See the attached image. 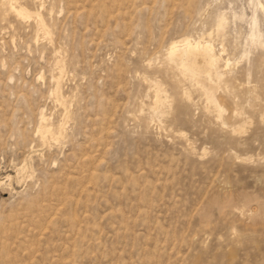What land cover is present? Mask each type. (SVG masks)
Masks as SVG:
<instances>
[{
  "label": "rangeland",
  "instance_id": "rangeland-1",
  "mask_svg": "<svg viewBox=\"0 0 264 264\" xmlns=\"http://www.w3.org/2000/svg\"><path fill=\"white\" fill-rule=\"evenodd\" d=\"M0 264H264V0H0Z\"/></svg>",
  "mask_w": 264,
  "mask_h": 264
},
{
  "label": "bare ground",
  "instance_id": "bare-ground-1",
  "mask_svg": "<svg viewBox=\"0 0 264 264\" xmlns=\"http://www.w3.org/2000/svg\"><path fill=\"white\" fill-rule=\"evenodd\" d=\"M11 1V0H10ZM9 2V1H8ZM15 2V1H14ZM258 2H260V1H258ZM10 4H9V6H10V9H11V11H12V13H15L17 16H19V17H21V18H30V17H32L34 20H35V23H36V27H37V29H38V31L37 32H40L42 35H46V36H50V34H51V32H50V28H49V25H47V23H46V21H45V19L43 18V16H42V13H41V11H40V9H41V7H38V8H36L35 10H33V11H30V9L28 10V9H26V6H25V8L24 7H22L21 5H19L18 3V5L17 4H15V3H13V2H9ZM41 5V4H40ZM259 5H261V4H259ZM9 9V10H10ZM4 10V9H3ZM7 10V9H6ZM5 10V11H6ZM8 12V11H7ZM6 12V13H7ZM18 17V18H19ZM255 18V17H254ZM253 19V18H252ZM221 25V24H220ZM257 35V34H256ZM190 50H196V51H200L201 53H209L210 55H209V57L211 58V59H216V58H219L220 57V55L222 56V51H221V53H218V51L216 52V50L214 51V48H213V46H212V44H211V42H210V40H195V41H192L191 39H189L188 37H184V38H182V39H179V40H176V41H172L171 42V44H170V46H169V49H168V52H167V54H169V55H171V54H173V53H179L180 51L183 53V51H185V53H186V51L188 52V51H190ZM199 52V53H200ZM220 52V51H219ZM194 53H195V51H194ZM206 55V54H205ZM208 55V54H207ZM169 57V56H168ZM204 57V56H203ZM209 58V59H210ZM225 60V59H224ZM211 61V60H210ZM220 61H222V60H220ZM166 62H168V61H166ZM165 62V63H166ZM172 62V61H171ZM202 62V61H201ZM170 63V62H169ZM213 63V62H212ZM221 63V62H220ZM220 63L218 62V64L220 65ZM167 64V63H166ZM171 64V63H170ZM211 64V63H210ZM56 65H58L59 66V64H56ZM169 65V64H168ZM224 65H226V66H228L229 65V60L227 59L226 61H225V64ZM169 66H171V65H169ZM212 66V65H211ZM216 66V65H215ZM221 66H223V65H221ZM225 67V66H224ZM58 68V67H57ZM202 69V68H201ZM218 70H219V68H218ZM222 70V69H221ZM223 70H225V69H223ZM222 70V71H223ZM218 73H219V71H218ZM217 73V74H218ZM60 74H62V73H60ZM220 74V73H219ZM172 75V74H171ZM174 75V74H173ZM223 75V74H222ZM170 76V75H169ZM172 77V76H171ZM219 77H220V75H219ZM222 77V76H221ZM57 78H58V76H57ZM176 78V77H175ZM59 79V78H58ZM172 79H174L173 77H172ZM204 79V78H203ZM60 80V79H59ZM201 80V79H200ZM55 82H56V80H55ZM59 82V81H58ZM59 84V83H58ZM55 85H56V83H55ZM59 86V85H58ZM60 87V86H59ZM56 88V87H55ZM55 90V89H54ZM52 92V91H51ZM55 93V92H54ZM54 95V94H53ZM60 95H61V93H60ZM61 97V96H60ZM63 97V96H62ZM156 100H157V98H156ZM155 100V101H156ZM59 102V101H58ZM157 102V101H156ZM43 113V112H42ZM41 113V114H42ZM67 113V112H66ZM43 116V115H42ZM44 117V116H43ZM46 117V116H45ZM64 117H65V115H64ZM44 119V118H43ZM42 119V120H43ZM66 119V118H65ZM44 122H45V120H44ZM62 122H63V120H62ZM42 123V122H41ZM51 123V122H50ZM52 124V123H51ZM63 124V123H62ZM61 124V125H62ZM54 125V124H53ZM60 125V124H59ZM43 126V128L45 129L46 127H47V132H48V134H50L49 132H51V128H53V127H50V126H48V124H45V125H42ZM62 126H64V125H62ZM48 127H50V129L48 128ZM58 128V127H57ZM61 128L62 127H59V130H61ZM41 129V128H40ZM39 129V130H40ZM55 130H56V127L54 128ZM53 129V130H54ZM46 130V129H45ZM62 130H64L63 128H62ZM43 131V130H42ZM65 131V130H64ZM63 131V132H64ZM39 132V131H38ZM44 132V131H43ZM42 132V133H43ZM53 132H55V131H53ZM56 132H61V131H56ZM62 132V133H63ZM40 133V132H39ZM42 133L40 134V137H41V135H42ZM46 133V132H45ZM57 133V134H58ZM44 134V133H43ZM52 134V133H51ZM50 134V135H51ZM55 134V133H54ZM56 134V135H57ZM64 135V134H63ZM42 139L44 138V136L43 137H41ZM47 137H46V135H45V138L44 139H46ZM49 138H51V137H49ZM48 138V139H49ZM60 138V137H59ZM56 139V138H55ZM54 138H52V140H55ZM58 139V138H57Z\"/></svg>",
  "mask_w": 264,
  "mask_h": 264
}]
</instances>
